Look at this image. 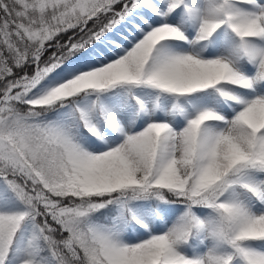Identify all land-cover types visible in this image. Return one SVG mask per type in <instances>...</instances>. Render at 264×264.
<instances>
[{"label":"snow or ice","instance_id":"obj_1","mask_svg":"<svg viewBox=\"0 0 264 264\" xmlns=\"http://www.w3.org/2000/svg\"><path fill=\"white\" fill-rule=\"evenodd\" d=\"M0 264H264V0H0Z\"/></svg>","mask_w":264,"mask_h":264}]
</instances>
